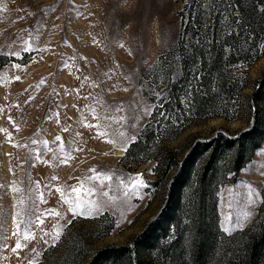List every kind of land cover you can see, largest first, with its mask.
<instances>
[{
  "label": "rangeland",
  "instance_id": "rangeland-1",
  "mask_svg": "<svg viewBox=\"0 0 264 264\" xmlns=\"http://www.w3.org/2000/svg\"><path fill=\"white\" fill-rule=\"evenodd\" d=\"M257 4L264 22V0ZM235 6V0H0V264H59L74 239L92 248L82 253L84 263L94 250L132 243L166 207L176 173H164L145 153L128 155L148 130L158 134L160 151L183 159L199 140L237 136L254 124L243 104L264 75V24L250 38L257 52L233 65L245 87L218 115L198 117L190 101L194 78L180 79L183 31L240 33ZM176 112L180 122L171 118ZM171 126L177 135L161 132ZM233 158L231 152L220 162L231 165ZM98 173L111 179L101 183L92 178ZM234 175L230 170L217 185L215 212L224 236L242 237L264 217V140ZM137 176L145 186L133 190ZM77 195L81 207L72 213L75 203L66 197L74 202ZM175 234L173 228L167 240ZM219 240L230 261L237 243ZM17 242L22 246L13 251Z\"/></svg>",
  "mask_w": 264,
  "mask_h": 264
},
{
  "label": "trees",
  "instance_id": "trees-1",
  "mask_svg": "<svg viewBox=\"0 0 264 264\" xmlns=\"http://www.w3.org/2000/svg\"><path fill=\"white\" fill-rule=\"evenodd\" d=\"M235 2L236 20H240L236 26L240 33H222L211 27L197 31L188 28L182 33L180 79L194 78V88L189 90L194 93L190 101L198 117L218 115L219 107L226 104L224 101H230L242 92L245 85L234 73L233 65L252 58L257 52L256 46L250 42L252 36L257 38L260 35L264 24L258 20L257 0ZM179 103L180 100L176 104ZM243 105L247 114H255L254 124L237 136L220 133L211 139L199 140L183 159L172 151L159 150L155 130L144 133V137L132 144L128 155L137 157L145 153V156L156 158L164 173L176 170L168 188L166 207L132 243L94 250L91 259L84 263L82 253L92 248L84 238L74 239L69 243L73 246H68L66 258L58 263L128 264L127 261L133 260V264H264V217L242 237L239 234L228 237L220 231L215 212L217 185L229 179L230 170L236 176L264 140V112L257 109V106L264 108V75ZM172 117L178 122L182 119L177 112ZM161 132L174 136L178 128L166 127ZM231 152H234L231 165L222 164L221 159ZM173 228L176 234L169 241L167 237ZM220 236L224 237L226 244L228 239L237 243L230 261L225 259L227 252L219 250Z\"/></svg>",
  "mask_w": 264,
  "mask_h": 264
},
{
  "label": "snow or ice",
  "instance_id": "snow-or-ice-1",
  "mask_svg": "<svg viewBox=\"0 0 264 264\" xmlns=\"http://www.w3.org/2000/svg\"><path fill=\"white\" fill-rule=\"evenodd\" d=\"M262 47H264V46H262ZM26 50H27V49H26ZM13 55H16V53H13ZM15 67L18 68L19 65L17 64V65H15ZM15 79H16V80H19L20 77L17 76V77H15ZM118 110H122V109H118ZM160 115H165V114L163 113V111H161V112H160ZM110 119H115V118H110ZM121 119H123V118H121ZM90 126H91V125H90ZM98 134H99V135H104L103 132H100V133H98ZM121 135H123V133H121ZM57 139H59V137H57ZM132 139L134 140L135 137H133ZM110 142H111V141H110ZM33 143H35V141H33ZM126 150H127V149L125 148V151H126ZM65 162H66V161H65ZM91 171L95 172V170H91ZM92 178H93V179L100 180L101 183H103L104 180H110V179H111V176L106 175V174H104V173H98V174L94 175ZM131 179H132L131 188H132L133 190H136V189H138V188H140V187H144V186H145L143 180H142L139 176H137V177H135V178H131ZM121 183L123 184V181H122ZM127 187H128V186L125 185V188H126V189H127ZM58 191H59V189H58ZM72 191H73L74 193H79V192L81 191V189H80V188H73ZM104 195L107 196L108 193L105 192ZM125 195H127V190L125 191ZM248 197H249L250 200L253 199V193H252L251 191L248 193ZM66 199H68V202H69V203H75V207H72V208L69 209V211H71L72 213H75V212L77 211V209L81 207L80 196H79V195H77L76 200H75L74 202L71 201V200H70L69 198H67V197H66ZM21 202H22V201H21ZM90 203H94V202H90ZM17 215H19V213H17ZM41 223H43V221H41ZM18 227H19V225H18ZM227 230H228V229H225V231H227ZM29 231H30L29 229H25V239H28V238H29V236H28ZM57 238H59V233H57ZM21 246H22V245H21L19 242H17L16 245H15V248L13 249V251H15L16 249L21 248Z\"/></svg>",
  "mask_w": 264,
  "mask_h": 264
}]
</instances>
